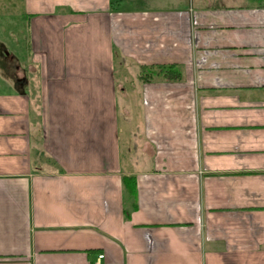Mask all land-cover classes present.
I'll use <instances>...</instances> for the list:
<instances>
[{
    "label": "crops",
    "instance_id": "crops-1",
    "mask_svg": "<svg viewBox=\"0 0 264 264\" xmlns=\"http://www.w3.org/2000/svg\"><path fill=\"white\" fill-rule=\"evenodd\" d=\"M243 1L0 0L22 38L0 69V264H264V5ZM171 64L184 82L139 79Z\"/></svg>",
    "mask_w": 264,
    "mask_h": 264
},
{
    "label": "rangeland",
    "instance_id": "rangeland-1",
    "mask_svg": "<svg viewBox=\"0 0 264 264\" xmlns=\"http://www.w3.org/2000/svg\"><path fill=\"white\" fill-rule=\"evenodd\" d=\"M194 4L195 8L203 10L206 13H211L216 9L237 8L242 5L243 0H189ZM248 3L264 5V0H249ZM16 16L17 11L0 10V69L4 67L3 59L9 53L13 54L14 45H19L22 41L20 30L14 32V27L5 25L8 16ZM16 30V29H15ZM22 34V33H21ZM15 54V53H14ZM116 67V66H115ZM117 86H118V115H120L121 130L130 133L131 139L130 154H126L134 162V167L137 170H146L151 165L150 156L144 151L143 129H142V106L139 103V87L140 82L136 78L137 70L128 69V74L125 75L121 71V67L114 68ZM124 88V90H123Z\"/></svg>",
    "mask_w": 264,
    "mask_h": 264
},
{
    "label": "trees",
    "instance_id": "trees-1",
    "mask_svg": "<svg viewBox=\"0 0 264 264\" xmlns=\"http://www.w3.org/2000/svg\"><path fill=\"white\" fill-rule=\"evenodd\" d=\"M139 79L143 83H180L184 82V68L180 65L139 66ZM126 191L130 195L135 193L134 177L123 178Z\"/></svg>",
    "mask_w": 264,
    "mask_h": 264
},
{
    "label": "built area",
    "instance_id": "built-area-1",
    "mask_svg": "<svg viewBox=\"0 0 264 264\" xmlns=\"http://www.w3.org/2000/svg\"><path fill=\"white\" fill-rule=\"evenodd\" d=\"M106 260V255L105 254H99L97 256L96 261L93 264H103V262Z\"/></svg>",
    "mask_w": 264,
    "mask_h": 264
}]
</instances>
